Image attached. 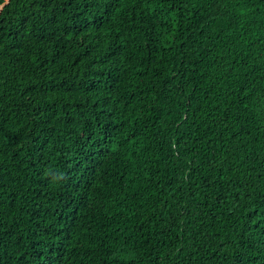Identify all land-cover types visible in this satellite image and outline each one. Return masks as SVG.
<instances>
[{"label":"trees","instance_id":"obj_1","mask_svg":"<svg viewBox=\"0 0 264 264\" xmlns=\"http://www.w3.org/2000/svg\"><path fill=\"white\" fill-rule=\"evenodd\" d=\"M0 264H264V0H0Z\"/></svg>","mask_w":264,"mask_h":264}]
</instances>
